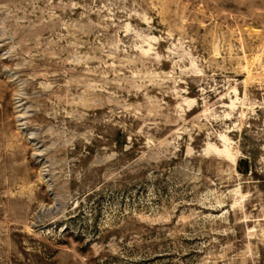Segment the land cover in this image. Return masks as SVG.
<instances>
[{"label":"rangeland","instance_id":"rangeland-1","mask_svg":"<svg viewBox=\"0 0 264 264\" xmlns=\"http://www.w3.org/2000/svg\"><path fill=\"white\" fill-rule=\"evenodd\" d=\"M0 264H264V0H0Z\"/></svg>","mask_w":264,"mask_h":264},{"label":"bare ground","instance_id":"bare-ground-1","mask_svg":"<svg viewBox=\"0 0 264 264\" xmlns=\"http://www.w3.org/2000/svg\"><path fill=\"white\" fill-rule=\"evenodd\" d=\"M220 139H222V141H223L226 145H227L228 142H229V139H228L227 136H222V137L220 136ZM226 145H225V146H226ZM214 149H215V148H214ZM216 150H217V149H216ZM216 150H215V151H216ZM220 151H221V150H220ZM217 152H219V151H217ZM224 153H225V154L227 155V157H228V156H230V153H231V152H230V150L226 147ZM230 157H231V156H230Z\"/></svg>","mask_w":264,"mask_h":264},{"label":"water","instance_id":"water-1","mask_svg":"<svg viewBox=\"0 0 264 264\" xmlns=\"http://www.w3.org/2000/svg\"><path fill=\"white\" fill-rule=\"evenodd\" d=\"M244 163H242V166H243Z\"/></svg>","mask_w":264,"mask_h":264}]
</instances>
